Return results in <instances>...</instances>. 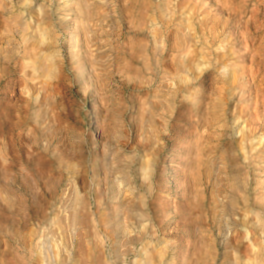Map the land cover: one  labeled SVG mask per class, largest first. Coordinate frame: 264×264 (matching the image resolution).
<instances>
[{
    "label": "rangeland",
    "instance_id": "1",
    "mask_svg": "<svg viewBox=\"0 0 264 264\" xmlns=\"http://www.w3.org/2000/svg\"><path fill=\"white\" fill-rule=\"evenodd\" d=\"M263 152L264 0H0V264H264Z\"/></svg>",
    "mask_w": 264,
    "mask_h": 264
},
{
    "label": "bare ground",
    "instance_id": "2",
    "mask_svg": "<svg viewBox=\"0 0 264 264\" xmlns=\"http://www.w3.org/2000/svg\"><path fill=\"white\" fill-rule=\"evenodd\" d=\"M6 6V5H5ZM5 6L4 7H2V8H5ZM214 21V20H213ZM20 23H21V21H20ZM21 26H23V25H21ZM189 28V27H188ZM187 29V28H186ZM215 33V32H214ZM205 35V34H204ZM213 35V34H212ZM239 68V67H238ZM201 70V69H200ZM198 71V70H197ZM237 71V70H236ZM235 74V73H234ZM233 77V76H232ZM233 79V78H232ZM234 81V80H233ZM235 83H236V81H235ZM234 83V84H235ZM263 99V98H262ZM263 104V103H262ZM253 120H254V118H253ZM240 121V120H239ZM253 131V130H252ZM243 132V131H242ZM242 135H244V134H242ZM231 142V141H230ZM251 142H252V140H251ZM231 146V145H230ZM229 146V147H230ZM233 147V146H232ZM235 147V146H234ZM227 148V147H226ZM229 149H232V148H228L227 150L228 151H230ZM227 150H225V151H227ZM240 150V149H239ZM243 150V149H242ZM236 151V150H235ZM232 152H233V150H232ZM230 153V155H234L235 153H238V151L237 152H234V154L233 153ZM264 153V152H263ZM263 153L261 154V156L263 155ZM226 154H228L227 152H226ZM229 155V156H230ZM236 156H238L237 154H235ZM228 155H227V157H229ZM240 156V155H239ZM258 156V155H257ZM235 157V156H234ZM245 157V156H244ZM231 158H233V157H231ZM230 158V159H231ZM256 158H258V157H256ZM262 158V157H261ZM230 159H229V161H230ZM235 159V158H234ZM237 159V158H236ZM259 159V158H258ZM246 160H247V158H246ZM234 162H238L237 160L236 161H234ZM231 163V162H230ZM236 164V163H235ZM237 164H239V162L237 163ZM231 165H233L232 163H231ZM235 169V168H234ZM240 169V168H239ZM237 170H238V166H237ZM236 176V175H235ZM226 219V218H225ZM264 247V246H263ZM238 249V248H237ZM249 249V248H248ZM251 249V248H250ZM262 249V248H261ZM264 249V248H263ZM262 249V250H263ZM251 251V250H250ZM261 253H262V251L260 250V249H257V251L255 250V253L253 254L254 255V257H255V259L253 258V257H251V259L253 260V261H251L250 263H255V264H260L261 263V261H260V263H259V261H258V259H259V257H261L260 255H261ZM252 255V254H251ZM264 257V256H263ZM242 258V257H241ZM250 259V258H249ZM262 259V258H261ZM260 259V260H261ZM256 260V261H255ZM234 262H238L237 260L236 261H232V263H229V264H233ZM235 264V263H234ZM240 264V263H239ZM248 264H249V262H248Z\"/></svg>",
    "mask_w": 264,
    "mask_h": 264
}]
</instances>
